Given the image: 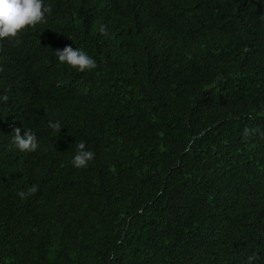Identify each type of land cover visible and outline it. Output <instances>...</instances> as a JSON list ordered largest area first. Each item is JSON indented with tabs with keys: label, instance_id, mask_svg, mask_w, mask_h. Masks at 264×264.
Masks as SVG:
<instances>
[{
	"label": "trees",
	"instance_id": "1",
	"mask_svg": "<svg viewBox=\"0 0 264 264\" xmlns=\"http://www.w3.org/2000/svg\"><path fill=\"white\" fill-rule=\"evenodd\" d=\"M45 3L0 53V264H264V0Z\"/></svg>",
	"mask_w": 264,
	"mask_h": 264
},
{
	"label": "clouds",
	"instance_id": "2",
	"mask_svg": "<svg viewBox=\"0 0 264 264\" xmlns=\"http://www.w3.org/2000/svg\"><path fill=\"white\" fill-rule=\"evenodd\" d=\"M51 12V7L45 0H0V53L5 50L11 51L8 41L15 39L26 27H34L45 22L46 14ZM100 33H106L105 25L99 26ZM59 63L65 64L77 71H87L96 68V61L85 51L78 47L65 45L62 49L55 51ZM24 81V78L22 82ZM17 85L18 81L16 80ZM21 82V84H22ZM20 84V86H21ZM6 96H0V100H6ZM48 127L52 132H59L62 127L59 120L49 121ZM11 140L14 146L21 152H35L39 148V141L36 133L31 129L23 130L13 128ZM76 151L72 156V165L76 168H84L93 159L94 152L85 147V142L80 141L75 145ZM36 186L28 188L29 193L35 192ZM23 198L24 191L17 193ZM249 261L253 258L248 257Z\"/></svg>",
	"mask_w": 264,
	"mask_h": 264
}]
</instances>
